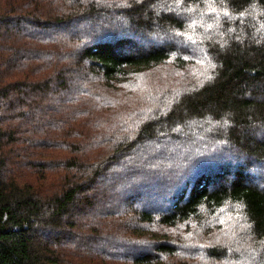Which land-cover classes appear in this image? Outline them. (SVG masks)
Returning <instances> with one entry per match:
<instances>
[{"label": "trees", "instance_id": "1", "mask_svg": "<svg viewBox=\"0 0 264 264\" xmlns=\"http://www.w3.org/2000/svg\"><path fill=\"white\" fill-rule=\"evenodd\" d=\"M39 2L41 19L29 21L33 11L21 14L28 2L0 0V264H69L60 256L62 240L76 247L90 238L70 218L81 213L82 222L95 223L120 208L133 215L126 227L142 226L160 238L135 253L123 249L142 244L105 238L109 256L149 263L182 252L220 264H264V0ZM21 23L62 31L45 38L64 35L66 44L76 38L65 49L64 68L97 76L105 87L127 85L131 74L158 65L169 77L154 90L134 91L132 82L127 91L140 94L121 120L92 140L84 137L82 148L99 146L92 157L70 152L71 140L69 152L48 161L63 173L49 188L18 180L8 167L18 135L3 126L61 111L35 100L54 78L29 77L32 61L55 52L28 50L24 37L45 39ZM15 37L25 50L12 45ZM120 188L123 196L108 205ZM230 211L235 218L227 220ZM189 223L194 237L227 224L226 244L193 248L160 229Z\"/></svg>", "mask_w": 264, "mask_h": 264}, {"label": "rangeland", "instance_id": "2", "mask_svg": "<svg viewBox=\"0 0 264 264\" xmlns=\"http://www.w3.org/2000/svg\"><path fill=\"white\" fill-rule=\"evenodd\" d=\"M13 1L15 5L24 2L29 3V6L23 9L21 13L33 11L34 13L29 18V21L41 19L42 11H38L39 0ZM10 24L13 28L18 27L16 22ZM19 26H21L22 30L35 34L36 38L45 39V41H39L41 39L31 38L29 40V37H32L29 35V37H24L31 44V48L28 50H31L34 55L38 56V52H42L44 55L49 52H55L54 58H48V61L33 60L32 64L36 66L33 67L29 77L44 79L51 75L54 78L46 86L44 90L46 93L35 100L39 98L43 101L39 108L47 103L51 106L60 107L61 111L56 115L53 114L52 117L48 116V114L44 116L40 112H34L27 117L30 120L27 118L13 120L10 125L3 126L14 130L16 135H18L17 144L14 145L18 154H15L16 157L10 154L8 167L10 166V170L13 169L18 180L33 182L36 188L38 186L49 188L60 183L59 181L61 180L59 179H61L63 173L61 168L56 166L49 167L48 161L56 160L57 155L69 152L68 148H65L68 142L72 140L75 148V151L71 150L70 152L78 153L79 150L80 154L92 157L93 151H96L99 146L90 145L82 148L85 142L84 137L92 140L99 131H107L121 120L122 115L130 107V102L132 103L140 94V92H136L137 95L135 97L131 91H127L132 84H136L134 91L154 90L155 85L164 84L169 80V77L161 74L163 68L158 65L152 67L146 73L131 74L129 80H132V84L125 85L124 82L113 81V83L119 85L117 89L105 87L101 81L102 79L97 76H92L88 72L82 73L80 69L72 72V69L68 71L64 68L67 62L66 54H64L65 49L77 43L78 40L76 38H71L66 44L62 40L64 35L45 38V35L51 32L62 34V31L57 29L44 30L24 23ZM125 29H128V27L126 26L122 33ZM18 39L20 38L10 39L12 45L17 49L25 50L22 44H13ZM61 75L64 77L63 80L62 78L59 79ZM39 89L42 90V87H39ZM104 119L106 123L100 121ZM40 139H45V141L39 142ZM54 139L61 141L59 147L48 148L47 142ZM32 166H36V168H31ZM118 191L119 193L111 198L113 202L108 205L117 204L116 201H119V198L123 196L124 190L120 188ZM98 206L96 205V207ZM225 214V219L227 220L235 218L234 213L231 211ZM82 219L81 213L78 215L76 213L70 218V223H74V227L83 230L84 233L90 234V238L83 240L76 247H72L68 240H62L60 256L69 264H220L218 261L211 259L202 260L196 258V256H185L182 252L177 253L175 258L162 257L161 261L156 260L149 263H134L126 259L109 256V253L105 251V238L113 237L129 243L142 244L139 246L126 245V249H123L124 251L135 253L143 250L144 244L150 243L152 238L157 239L160 237L155 236L158 233L142 226L141 228L135 225L126 227L127 223H132L134 220L132 212L123 208H120L116 215L99 217L95 223H84ZM95 220L96 215H93L91 221L94 222ZM175 227H161L160 229L166 231L165 235L176 237L179 240L177 243L190 245L193 248H196L199 243L204 244V246H210L212 240L226 244L222 240L229 234L227 224L213 225L212 228H208L210 229L209 232L198 234V237H194L189 230L193 227V224L189 223L187 229L182 225L178 226V230ZM234 228L230 230V235ZM54 235H49V237ZM144 248L149 249L150 247L145 246Z\"/></svg>", "mask_w": 264, "mask_h": 264}]
</instances>
